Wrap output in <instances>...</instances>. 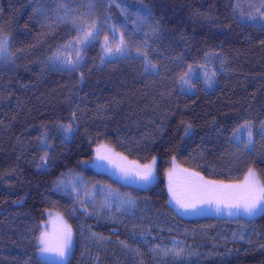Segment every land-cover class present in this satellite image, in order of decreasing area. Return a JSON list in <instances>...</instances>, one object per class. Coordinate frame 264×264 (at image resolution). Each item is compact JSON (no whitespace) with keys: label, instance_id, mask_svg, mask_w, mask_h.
Wrapping results in <instances>:
<instances>
[{"label":"trees","instance_id":"1","mask_svg":"<svg viewBox=\"0 0 264 264\" xmlns=\"http://www.w3.org/2000/svg\"><path fill=\"white\" fill-rule=\"evenodd\" d=\"M122 6L0 0L11 57L0 64V264H45L37 236L49 212L71 229L66 264H264V201L252 216L216 202L185 210L167 186L234 183L264 166V0ZM104 12L112 24L93 26ZM224 51L257 63L248 102L220 88ZM158 67L180 77L179 118L155 109ZM193 70L213 83L200 71L185 90ZM99 144L155 161L154 183L89 167Z\"/></svg>","mask_w":264,"mask_h":264},{"label":"rangeland","instance_id":"2","mask_svg":"<svg viewBox=\"0 0 264 264\" xmlns=\"http://www.w3.org/2000/svg\"><path fill=\"white\" fill-rule=\"evenodd\" d=\"M108 3H113L118 8H123V0H108ZM105 17L98 18V21L93 24V26H101V22L106 23V25L112 24V21L109 19V15L104 12ZM91 36H94V30L90 32ZM98 33V30L96 31ZM86 36V35H84ZM0 40H6V44L2 51H0V64L3 66L9 65L11 63V57L9 55L10 51V37L9 34L3 31L0 35ZM222 72L223 78L221 79L220 88L221 90L230 95L232 98H238V96L243 93L245 101H249L250 97L254 91V87L256 84V77H257V63L254 60H250L249 58L234 53V52H227L224 51L222 53ZM157 76H158V87L159 90L156 92V102H155V109L158 113L162 116L168 118H179L183 115V106L180 101V97L178 92L180 91V84L181 80L180 77L175 76L170 71L165 68L158 67L156 68ZM201 71V74L205 81L208 84H212L213 79V71L208 70H193L190 75L185 76L183 80V84L185 85V90H190L188 86L189 78L193 75H197ZM215 74V73H214ZM158 93V95H157ZM248 128H244L243 131L240 132V136H248L247 132ZM95 152V159L88 161L87 165L92 167L95 170H109L110 172L114 173L118 179L121 181L124 180L125 174L121 171L122 167L128 168H135L137 165H150L152 172L151 177L149 180L145 181L142 180L135 175H128L126 176L128 179H133L136 181V185L139 188H148L150 187L157 176L156 164L155 161H151L148 163H139L137 161L130 159L128 156L118 152L113 146L107 144H99V146L94 147ZM99 155L108 156L109 159H99ZM171 169V168H170ZM250 172V171H249ZM249 172H247L243 178L234 183H222L216 182L217 187L233 186L234 188H242L245 185V178L249 176ZM251 172L254 174V179L257 181V187H264V166H260L258 168L252 169ZM169 177L167 178L168 181ZM170 185L176 190L177 193L184 195L186 197H190L195 199L202 195L201 192L193 188H189L188 186H184L179 181L171 180L168 181V191ZM194 191V192H193ZM82 192V191H79ZM170 192V191H169ZM171 197L172 193L170 192ZM215 195H218L215 194ZM215 202V201H213ZM210 205L209 203L204 204H197L196 208L202 209L203 205ZM263 209V204L261 202V207L258 211ZM241 211H243L241 209ZM257 211V212H258ZM66 229H70L69 223L67 220L58 212H49L46 216V220L41 225V229L37 236V243L39 245V254L43 258V262L45 264H66L68 258L71 255V247L67 250L65 257L57 256L55 253H45L41 252L40 249L42 247L40 243V238L42 235H46L49 239L55 242ZM71 230V229H70Z\"/></svg>","mask_w":264,"mask_h":264},{"label":"snow or ice","instance_id":"3","mask_svg":"<svg viewBox=\"0 0 264 264\" xmlns=\"http://www.w3.org/2000/svg\"><path fill=\"white\" fill-rule=\"evenodd\" d=\"M86 35H91L87 33ZM107 40V37L105 38ZM123 39L121 38V44H123ZM6 40H0V51L3 50ZM112 49L109 48L108 51ZM116 51H120V48L117 47ZM152 67H155L154 65ZM146 70H148L146 68ZM183 79V77H181ZM246 127V126H244ZM70 130V126L69 129ZM239 131V129L237 130ZM249 141L251 142L252 132L251 129H247ZM264 134V133H262ZM99 159H109L108 156L99 155ZM121 171L128 176L130 174L135 175L136 177L142 180H149L151 177V166L150 165H137L135 168L122 167ZM202 195L192 199L186 197L176 192V190L170 185L169 191L172 193V198L175 200L176 204L180 208L185 210L195 209L197 204L204 203H213L217 204V211H220L219 205L224 204L226 208H235L238 211L243 210L247 215H254L261 207V202L264 201V187H257V181L254 179V174L250 171L249 176L245 178V185L242 188H234L233 186H223L217 187L216 182H204L203 186L198 189ZM218 195H215L217 194ZM231 215L232 213L229 212ZM40 243L42 245L40 251L45 253H55L57 256L65 257L68 248L71 245V230L66 229L64 233L53 242L46 235H42L40 238Z\"/></svg>","mask_w":264,"mask_h":264}]
</instances>
